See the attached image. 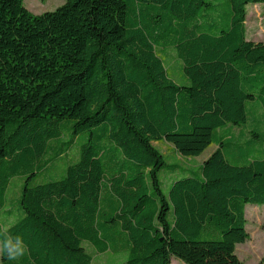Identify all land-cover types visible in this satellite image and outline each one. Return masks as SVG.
Here are the masks:
<instances>
[{
  "label": "trees",
  "instance_id": "16d2710c",
  "mask_svg": "<svg viewBox=\"0 0 264 264\" xmlns=\"http://www.w3.org/2000/svg\"><path fill=\"white\" fill-rule=\"evenodd\" d=\"M24 1L0 0V233L27 252L1 264H243L264 135L233 128L250 101L264 115V41L246 37L247 5L264 0H66L41 14ZM154 142L217 148L194 172Z\"/></svg>",
  "mask_w": 264,
  "mask_h": 264
},
{
  "label": "rangeland",
  "instance_id": "374dc122",
  "mask_svg": "<svg viewBox=\"0 0 264 264\" xmlns=\"http://www.w3.org/2000/svg\"><path fill=\"white\" fill-rule=\"evenodd\" d=\"M65 1L66 0H25L24 5L31 12L41 14L46 11L55 10L58 6L64 4ZM246 37L247 39L253 41H264V2L249 3L247 5ZM168 54L169 55L167 56L166 61L167 66L169 67L170 75L176 80H179L181 62L178 60L173 50H169ZM247 106L250 116L248 123L245 126L234 127V133L239 134L241 130H245L248 134V131L256 129L264 135V115L262 110L258 107V102L250 101ZM154 145L166 154L167 162H178L183 168H190L194 172L197 171L198 166L203 163V161H205L217 148L216 145L212 144L198 157H183L175 151L173 145L167 142H154ZM257 154L263 157L264 150H259ZM65 166V161L61 160L55 171L60 174ZM170 173H172V170L167 169L166 167L161 170L160 177L164 185L168 184ZM23 184V177L17 176L12 179L6 191L5 210L12 209L14 214L17 212V207L14 202L19 197ZM5 216L6 213L0 211L1 223H5ZM246 217L248 220L247 231L249 233V239L244 243L237 244L236 253L243 264H264V204L247 203ZM86 247L93 250L90 245L86 244ZM94 254L95 257L93 264H112L115 259H121V257L115 256L111 253ZM171 264L186 263L176 257H172Z\"/></svg>",
  "mask_w": 264,
  "mask_h": 264
},
{
  "label": "clouds",
  "instance_id": "9594fccd",
  "mask_svg": "<svg viewBox=\"0 0 264 264\" xmlns=\"http://www.w3.org/2000/svg\"><path fill=\"white\" fill-rule=\"evenodd\" d=\"M27 252V246L20 236H13L5 230L0 233V255L6 256L10 261L22 258Z\"/></svg>",
  "mask_w": 264,
  "mask_h": 264
}]
</instances>
